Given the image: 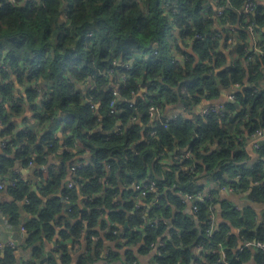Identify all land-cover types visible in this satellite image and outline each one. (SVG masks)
<instances>
[{
  "label": "clouds",
  "instance_id": "clouds-1",
  "mask_svg": "<svg viewBox=\"0 0 264 264\" xmlns=\"http://www.w3.org/2000/svg\"><path fill=\"white\" fill-rule=\"evenodd\" d=\"M10 3L0 264H264V0ZM82 33L91 43L77 47ZM101 47L138 76L97 66ZM67 50L93 71H61ZM152 54L160 65L148 71Z\"/></svg>",
  "mask_w": 264,
  "mask_h": 264
},
{
  "label": "trees",
  "instance_id": "trees-1",
  "mask_svg": "<svg viewBox=\"0 0 264 264\" xmlns=\"http://www.w3.org/2000/svg\"><path fill=\"white\" fill-rule=\"evenodd\" d=\"M95 2H96V0H89V3H95ZM15 15H16L15 9L11 5L10 0H0V28H2L3 25L5 23H7L10 20V18L14 17ZM88 23H89V20L87 18H85V19H81L76 26L80 27V26L86 25ZM69 36H70V33H66L63 37H61V39H62L61 48H63L64 45H66L69 42ZM139 39H141V37L137 38V40H139ZM143 39L150 41L151 37H146ZM75 43H76L77 47H79L81 44H90L91 40L88 38L86 33H82L80 35L79 41H76ZM195 43H196V41H193V44H195ZM132 46L133 45H132L131 41L127 42L121 48L122 54L120 56H118L117 59L124 60V58L128 54V52L131 51ZM145 51L147 53V49ZM60 55L63 57L62 62H61L62 63L61 71L65 72V73L72 72L74 75H76L79 72H83V73L87 74V73L93 71V69L90 67V65L88 63V57H86V56L77 55L72 50H67L66 55L62 51L60 53ZM42 56H43V49H41L40 52L38 53L37 57L34 60V63L36 61H38ZM110 58H111V50L106 48V47H101L98 50V59L95 61V63L97 64V66L109 65ZM142 64L148 71L158 70L159 65H160V58L158 56L148 55L147 59L144 60L142 62ZM113 68L116 71H118L124 75H127L129 78L137 77L139 74V72H138L139 65H132V66L116 65V64L109 65V70H112ZM174 70H175V65L169 64L168 71L173 72ZM96 79L98 81L101 80L100 74H97ZM29 83H31V81H29ZM182 83H185V84L189 85L190 87L196 86L195 80L182 81ZM0 91H4L3 87H0ZM88 94L90 96L94 95L95 90H90ZM104 94H105V99L107 100V97L109 94L106 90H105ZM78 95H79V92L76 91L74 96H65V101H67V103L65 104L62 101L61 102L62 106H64V107L73 106L76 103L75 97H77ZM257 99L259 100L260 98L257 97ZM55 103H56V101L52 100V104H55ZM120 107L125 110L124 112H121L120 119H126L127 110L129 108L127 101L122 103L120 105ZM66 116H68L70 120L67 118L68 121L64 122L65 126L71 127L72 125L75 124L74 114L69 112L66 114ZM116 135H117L116 133H113V135L111 137H109L108 139L114 140ZM18 136H26V135L19 134ZM91 139L101 140V139H104V137L102 135H100L97 137H92ZM189 146L192 147L193 145L190 144ZM37 151H39V149H37ZM98 151H103V148H98ZM210 155H214V154H210ZM81 171L82 172L87 171V166L83 167L81 169ZM184 190L185 189H174V191H176V192L184 191ZM159 210H160L159 208L156 209V211H159ZM119 218H120L119 216L116 217V219H119ZM177 226H179V223H177ZM192 231L194 232L195 230L193 229Z\"/></svg>",
  "mask_w": 264,
  "mask_h": 264
},
{
  "label": "crops",
  "instance_id": "crops-1",
  "mask_svg": "<svg viewBox=\"0 0 264 264\" xmlns=\"http://www.w3.org/2000/svg\"><path fill=\"white\" fill-rule=\"evenodd\" d=\"M26 91H27V89H26ZM69 119V117L68 116H66L65 115V117L63 118V124L65 125V121H68V119ZM70 120V119H69ZM66 127V126H65ZM19 134H22V135H28L29 134V130H27V129H24V130H21L19 133H17V135H19Z\"/></svg>",
  "mask_w": 264,
  "mask_h": 264
},
{
  "label": "built area",
  "instance_id": "built-area-1",
  "mask_svg": "<svg viewBox=\"0 0 264 264\" xmlns=\"http://www.w3.org/2000/svg\"><path fill=\"white\" fill-rule=\"evenodd\" d=\"M151 56H156V55H155V54H152ZM84 167H85V166H84ZM82 168H83V167H82ZM82 168H81V169H82ZM142 183H143V181H142Z\"/></svg>",
  "mask_w": 264,
  "mask_h": 264
}]
</instances>
